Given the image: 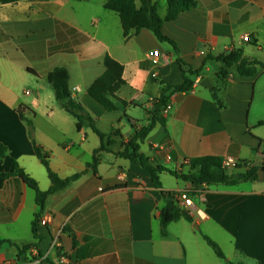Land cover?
<instances>
[{
	"label": "crops",
	"instance_id": "1",
	"mask_svg": "<svg viewBox=\"0 0 264 264\" xmlns=\"http://www.w3.org/2000/svg\"><path fill=\"white\" fill-rule=\"evenodd\" d=\"M107 1L0 4V144L7 147L0 174H14L16 161L41 191L52 186L28 124L16 112L21 105L31 110L25 118L33 121L35 140L49 154L52 171L61 179L82 174L47 199L42 217L50 222L38 224L40 250L20 258L17 246L38 243L33 235L36 195L17 177L0 187V239L8 241L1 247L0 264H264V179L236 187L202 186L194 198V222L170 223L164 235L161 189L147 169L117 156L136 130L149 124L162 83H184L181 60L196 73L189 75L192 90L171 95L166 125H157L140 144L152 165L167 170L160 176L162 190H194L168 172L187 173L186 159L232 158L252 168L263 166L264 68L241 77L234 67L222 80L224 65L216 58L241 50L264 63V0H195V8L163 25V35L174 45L148 30L125 40L119 15L105 9ZM152 1L166 19L169 0ZM245 36L251 42H244ZM154 50L161 54L157 66L147 58ZM106 56L124 67L126 82L112 113L88 94L105 72ZM58 67L68 70L73 98L98 129L107 135L116 131L110 151L99 156L97 173L88 164L100 138L89 128L78 130L46 80ZM123 174L126 180L120 181ZM204 236L219 245L226 259ZM56 237L61 246L53 249Z\"/></svg>",
	"mask_w": 264,
	"mask_h": 264
},
{
	"label": "trees",
	"instance_id": "2",
	"mask_svg": "<svg viewBox=\"0 0 264 264\" xmlns=\"http://www.w3.org/2000/svg\"><path fill=\"white\" fill-rule=\"evenodd\" d=\"M23 0H0V4L8 5L21 2ZM140 4V6H138ZM197 6L195 0H169L168 1V15L166 19L161 18L158 6L153 3L152 0H108L105 4V9L115 12L119 15L123 36L125 40L130 39L133 35L139 33L142 30L151 31L160 42H168L174 45L167 37L163 35L162 28L164 23L176 20L181 14L195 8ZM215 59V58H210ZM224 65V69L221 71L220 79H225L229 75V71L235 67L236 73L241 77H253L256 75L258 68H264V63L258 60H250L246 58L241 50L233 51L226 56L216 58ZM181 71L184 76V83L182 85H168L162 83L161 96L158 99L153 100L154 110L149 112V124L136 130L135 136L125 145L123 150L117 154L120 158L129 160L133 163L140 164L142 167L150 172L152 181L157 189H161V194L166 200L164 208L160 211V222L162 232L166 235L167 226L170 223L179 221L184 218L188 222L193 223L194 220L190 214L183 210L178 201L177 192H166L162 190V182L160 179L161 174L167 171L165 168L154 166L149 162V159L140 152V144L149 135V133L157 125H166V118L164 110L170 102L171 95L175 93H187L192 90L193 83L189 79V75H195L188 66L178 61ZM105 72L100 76L88 89V94L100 104L108 113L117 111L116 94L118 91L126 85L123 79L124 67L115 61L110 56H106L104 59ZM33 73V72H32ZM48 84L51 86L55 93L56 101L58 104L73 118L77 120L78 130L82 128L91 129L101 140L100 147L95 150L92 162L88 164V168L92 169L94 173H97V167L99 164V156L103 152H109V147L113 144L111 140L112 135H116V131L113 130L112 134L102 133L96 124L95 119L87 112L84 106L76 101L70 89V74L64 67H58L49 72L46 77ZM223 87V86H222ZM221 90L220 88H218ZM217 97V94L215 95ZM220 105L221 102L219 101ZM124 106L129 104L122 101ZM31 110L26 106H19L16 112L20 115L23 121H26L29 128V137L33 143L35 153L45 166L48 172L49 179L52 183L51 188L44 192L41 191L38 182L28 175L20 165L15 161V173L14 174H0V187L11 179L17 177L21 179L36 195V204L38 212L34 216L33 221V235L38 243H32L18 248V258L25 253L29 252L33 248H39V242L41 237L38 233V224L42 219V216L46 210L47 199L66 189L71 183L79 180L82 174L75 175L67 179H61L56 173H54L50 167V156L35 140V127L33 121L25 118V113ZM7 147L0 144V160H3L6 156ZM223 159L218 157H200L191 158L185 160V165L189 167L187 173H181L176 171H168L173 177L178 180H182L189 183L194 187L191 190V196L195 197L200 191L202 186H226L236 187L242 183L259 181V173L264 172V167H254L244 171H235L229 173L223 166ZM205 241L214 250L215 254L221 258L226 259L223 251L219 245L214 242L208 236H204ZM8 241L0 239V251L4 243ZM42 254L40 253V257ZM49 262L48 259H46ZM53 264V263H51ZM234 264V263H230Z\"/></svg>",
	"mask_w": 264,
	"mask_h": 264
},
{
	"label": "built area",
	"instance_id": "3",
	"mask_svg": "<svg viewBox=\"0 0 264 264\" xmlns=\"http://www.w3.org/2000/svg\"><path fill=\"white\" fill-rule=\"evenodd\" d=\"M244 42L248 43L251 42V39L249 36H245L244 37ZM147 58L149 60V62L154 65L157 66L160 64V59H161V54L158 50H154L151 51L147 54ZM154 77H156V74H154ZM172 109L171 103L169 102V104L167 105V107L164 110V114H168L170 112V110ZM223 166L226 170H228V172H234L240 168H245L247 169H251L252 167L249 164H244L240 161L234 160L232 158H228L225 159L223 161ZM263 167H264V156H263ZM120 181H125L126 180V175H121L119 177ZM196 196V195H195ZM194 198L191 196V191L190 190H186L183 192H180L178 195V201L180 206L182 207L183 210L187 211L190 216H193V213L195 211V204H194ZM197 215H199L200 217L203 216V214H201V211H197ZM50 222V218L48 216L42 217V219L40 220V225L41 226H47ZM60 240L59 237H56V239L53 241V249H58L60 248Z\"/></svg>",
	"mask_w": 264,
	"mask_h": 264
},
{
	"label": "water",
	"instance_id": "4",
	"mask_svg": "<svg viewBox=\"0 0 264 264\" xmlns=\"http://www.w3.org/2000/svg\"><path fill=\"white\" fill-rule=\"evenodd\" d=\"M259 179H260V180H263V179H264V172L261 171V172L259 173Z\"/></svg>",
	"mask_w": 264,
	"mask_h": 264
},
{
	"label": "rangeland",
	"instance_id": "5",
	"mask_svg": "<svg viewBox=\"0 0 264 264\" xmlns=\"http://www.w3.org/2000/svg\"><path fill=\"white\" fill-rule=\"evenodd\" d=\"M257 56H258V54H257ZM258 57H260V56H258ZM141 121H143V120H141ZM142 123V122H141ZM171 180H174V179H172V177H169Z\"/></svg>",
	"mask_w": 264,
	"mask_h": 264
}]
</instances>
